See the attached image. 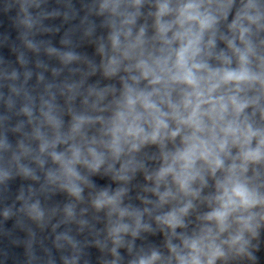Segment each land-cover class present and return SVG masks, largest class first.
Instances as JSON below:
<instances>
[{"label": "clouds", "instance_id": "9594fccd", "mask_svg": "<svg viewBox=\"0 0 264 264\" xmlns=\"http://www.w3.org/2000/svg\"><path fill=\"white\" fill-rule=\"evenodd\" d=\"M4 12L19 45L15 63L0 57V187L29 183L0 215L27 231L28 264H56L29 222L51 228L61 264H88L89 246L99 264H256L264 0H8ZM61 28L57 47L46 37Z\"/></svg>", "mask_w": 264, "mask_h": 264}]
</instances>
